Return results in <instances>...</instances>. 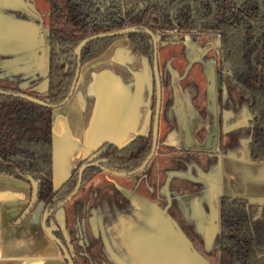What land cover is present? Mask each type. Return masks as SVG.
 I'll return each instance as SVG.
<instances>
[{
    "label": "flooded vegetation",
    "instance_id": "obj_1",
    "mask_svg": "<svg viewBox=\"0 0 264 264\" xmlns=\"http://www.w3.org/2000/svg\"><path fill=\"white\" fill-rule=\"evenodd\" d=\"M41 2L42 0H0V18L3 20L5 19L8 26H10L11 23H14L17 26H13L15 31L18 29L17 35H9L12 41H15L13 47H11V52H0V73L3 71L1 67H3L5 63L9 62L11 67L6 68L10 69L8 71L12 73V77L14 79H9L10 81H8V78H6L7 80L5 79L4 83H0V87H5L8 91L22 92L45 101L48 85V32L50 24V0H48L47 16H43L41 14L39 8ZM139 29L142 30L148 28ZM152 33L156 38L161 100L155 148L151 157L141 168H139L149 155L153 142L155 82L152 69V55L148 58L136 49L128 36L129 33L125 35H116L108 46L115 39L127 36L133 44L134 49L139 51L148 59L151 66L152 100L150 122L147 133L136 134L133 138L120 146L113 142L109 143L114 145L115 148L121 149L129 145L136 138H150V149L136 167L127 168L126 164L120 163L119 161L117 162L114 157L104 156L108 146H97L79 161V163L72 169L69 176L58 187H54L53 180L51 178V190L54 193V196L48 203H44L38 199L32 209L33 211L39 202L43 204V211L40 215L41 217L39 222L43 231L42 215L44 211L53 209L46 219V224L52 233L63 242L74 264H137V262L134 261L129 253H127L122 247V243L116 240V236L119 235L118 226L121 224V219L125 218L135 222L138 216L143 215L144 211L141 207L138 208V206H134L126 196H123L121 190H128L134 194L140 195L142 198H145L147 200L145 205L146 209L148 204H151L150 208L152 210H150V212L155 215L153 217L154 219L155 217L157 218L155 219V224L159 223L168 231L176 229L182 232L190 242L191 246L203 257H205L206 253L211 252V247L213 246L216 236H218L217 242L219 244L220 204L223 197H242L246 198L249 202L256 204L264 202V198H261L262 201H260V199H251L243 194H228L225 192V194H222L219 197L217 207L212 206L211 212L208 211L207 217L203 221L202 229L200 231L201 243H198L192 235V223L189 221V214L187 212H181L177 202L179 196L176 197V195L172 193V190L178 189L179 187H190L187 186V183L177 184L178 181L175 179H171L166 182L160 167L165 166L164 169L166 170L173 168V163L177 164V162H181L175 159L176 156H184L185 153L183 152L185 148L193 145L194 143L199 145L197 151L199 154L203 155L205 152V143L207 142L208 145H211L216 133H210L209 131L205 132L203 129L197 127H193L192 129V126H195L197 123L196 118L208 116L209 113L212 112L213 107L214 113L217 117H219V123L222 124L223 117L221 103L226 102L225 92L231 89L232 91L237 90L244 97L245 95L242 93L240 87L232 81L230 70L221 63V53L219 51L221 30L209 28H171L159 29L156 33ZM213 36L217 39V44L213 41ZM187 40L190 41L186 42ZM185 43L190 45L189 49L186 48ZM162 45L165 47L160 48ZM106 48L100 54H102ZM74 49L71 52L73 63L70 67V69L74 70L73 78L76 70V56L73 53ZM161 49H165L166 53L162 57H160ZM191 53L197 54H193V56L189 58V54ZM36 59L39 63L38 67L37 65L35 67L34 64V60ZM86 62L81 64L80 54V68L78 76L81 67ZM36 70L39 72L37 73ZM38 74H40L39 79L36 77ZM0 80L3 79L0 78ZM77 80L78 77L76 82ZM36 85H40V91L36 90ZM43 92V97H38L35 94ZM211 98L214 99V105H211ZM65 102H60L58 105L52 104V110L63 105ZM218 107L220 110L219 115ZM250 116L249 124L251 138V112ZM249 141L247 142V150ZM217 142L218 136L215 138L213 143ZM84 163H89V165L83 169L79 177V168ZM89 168H97L98 171L90 178L84 180V171ZM73 175H76L73 188L67 195L62 196V193L65 191L64 184L67 183ZM123 178H129L132 180L129 183L128 180H121ZM119 180L125 183H115ZM21 181L26 182L29 185L31 195V184L29 180ZM164 181L167 183L166 186H164L166 187L165 191L162 190V183H164ZM77 183L80 184L71 198L66 200L60 206L55 207L59 202L65 200L73 192ZM191 192H193V190L190 192L184 191L180 196L182 198L187 197ZM247 193L254 196L264 195L261 191L258 192L255 190H248ZM188 204V202L183 201L182 206H188ZM214 208L217 209L218 227L213 238L210 241H207L206 235L212 233V224L215 223ZM139 219L141 221L142 217ZM44 233L47 235L45 231ZM56 246L58 247V245ZM205 246L207 247V250H205ZM58 249L63 263L68 264L63 256L62 250L59 247ZM104 250L105 252H103ZM217 264H219V253Z\"/></svg>",
    "mask_w": 264,
    "mask_h": 264
},
{
    "label": "trees",
    "instance_id": "obj_2",
    "mask_svg": "<svg viewBox=\"0 0 264 264\" xmlns=\"http://www.w3.org/2000/svg\"><path fill=\"white\" fill-rule=\"evenodd\" d=\"M48 85L45 101L58 105L67 95L74 70L71 52L83 38L124 26L159 29L221 30V63L245 95L252 113L251 158H264V0H50ZM150 58L152 43L142 31L128 34ZM91 40L81 51V64L99 55L115 38ZM8 90L5 87H0ZM51 107L0 94V173L39 182L38 199L54 196ZM150 138H136L124 148L109 142L104 156L127 168L136 167L150 149ZM97 168L84 171L90 178ZM76 175L64 184L65 196ZM219 264H264V202L225 196L220 204Z\"/></svg>",
    "mask_w": 264,
    "mask_h": 264
},
{
    "label": "crops",
    "instance_id": "obj_3",
    "mask_svg": "<svg viewBox=\"0 0 264 264\" xmlns=\"http://www.w3.org/2000/svg\"><path fill=\"white\" fill-rule=\"evenodd\" d=\"M9 39L12 40L6 34L0 36L1 53L11 52L15 41L9 42ZM3 43H7V47ZM165 54V49H161L160 57ZM34 61L38 67V60ZM4 66L11 67L9 62ZM39 86H35L38 91L41 90ZM151 100L150 63L134 49L127 36L115 39L102 54L86 62L70 98L52 110L54 187H58L79 161L102 142L111 141L120 146L136 134L147 133ZM121 192L144 213L135 222L121 219L116 240L137 264H163L161 242L156 241V247L149 251L146 239L148 234L154 236L157 231L172 236L171 231L159 223L149 228L147 200L127 190ZM29 198L30 187L26 182L0 174V264H64L59 259L58 247L40 227L41 202L23 221L16 222ZM150 257H154V263L150 262Z\"/></svg>",
    "mask_w": 264,
    "mask_h": 264
},
{
    "label": "rangeland",
    "instance_id": "obj_4",
    "mask_svg": "<svg viewBox=\"0 0 264 264\" xmlns=\"http://www.w3.org/2000/svg\"><path fill=\"white\" fill-rule=\"evenodd\" d=\"M39 8L41 14L47 16L48 0H42ZM6 22L5 19L3 20L0 18V36L2 33L8 36L10 34L17 35L18 29H16V31L13 29V26L16 25L11 23L10 26H8ZM11 41L12 40L9 39V42ZM189 41L190 40H187L186 42ZM213 41L216 44L218 43L214 36ZM2 45L7 47L8 44L3 43ZM185 45L186 48H190V45L186 43ZM193 54L197 53L189 54V58H191ZM1 68L3 71L0 73V78L3 80H0V83H4L6 78H8V81L14 79L12 73L8 71L10 69L6 68L4 65ZM36 72L38 73L39 71L36 70ZM39 75L40 74L36 75L38 79L40 77ZM35 94L38 97L44 96V92ZM225 101L226 102L221 103L222 124L219 123V117L216 116L212 107V112H208V116L196 118V125H191L192 129L193 127H197L203 129L205 132L209 131L210 133H216L213 142L217 136L218 142H212L211 145H208L206 142L203 155L198 153L197 148L199 145L194 143V146L191 145L185 148L186 151L184 150L183 152L185 153L184 156H176L175 159L181 162H177V164L173 163V168L166 170L164 169L165 166L160 167L166 182L175 179L178 181L177 184L187 183V186L190 187H179L178 189L172 190V193L175 194L176 197L179 196L177 202L181 212H187L189 214V221L192 223L191 233H193L192 235L198 243H201L200 231L203 221L206 219L208 211L211 212L212 206L217 207L219 197L222 194H225V192L228 194H243L251 199H260V201H262L261 198H264V195L254 196L247 193L248 190H255L258 192L264 190V158L252 159L249 157L247 150V142L250 138L249 120L251 117L247 100L237 90L232 91L230 89L225 92ZM219 114L220 110L218 107V115ZM121 180H128L130 183L132 179L123 178ZM165 181L162 183L163 191L166 189V187H164L167 184ZM115 183L125 182L119 180ZM192 190L193 192L187 197L182 198L180 196L182 192H190ZM183 201L188 202V206H182ZM150 207L151 204H148V209L146 210L149 228H151V226L156 227L154 224L156 221L155 219H157L156 217L155 219L153 218L155 215L150 212ZM151 231H153V229H151ZM217 240L218 236L215 237L211 252L205 254L204 258L209 264H215V262L217 264L218 262L219 244ZM156 241L161 242V247L166 249H169V247H178L175 238L167 235L165 232H159L158 234L157 231L156 235L151 236L150 234L149 236L148 234L147 236L146 243L149 251H152L151 249L156 247ZM205 250H207L206 246ZM103 252H105V250ZM171 257H173V255H171ZM59 259H62L60 254Z\"/></svg>",
    "mask_w": 264,
    "mask_h": 264
},
{
    "label": "water",
    "instance_id": "obj_5",
    "mask_svg": "<svg viewBox=\"0 0 264 264\" xmlns=\"http://www.w3.org/2000/svg\"><path fill=\"white\" fill-rule=\"evenodd\" d=\"M138 31L146 32L152 38V44H153L152 69H153L154 82H155V113H154V118H153V142H152V148H151L149 155L147 156V158L144 160V162L139 167V168H141L148 161V159L151 157L152 153L154 152L156 135H157V128H158V115H159V109H160V100H161V87H160V78H159L158 63H157L156 38L150 30H148V29L140 30L139 28H137L135 26H130V27H124V28L116 29V30L109 31V32L94 34V35H91L89 37L82 39L77 44V46L75 47V49L73 51L74 55L76 56L75 75H74V78L72 80L70 90H69L67 96L61 101V103L65 102L69 98V96L72 94V91L74 89V84H75L76 79L78 77V72H79V68H80L81 50L87 42H89L90 40L96 39V38L111 37V36H116V35H125V34L131 33V32H138ZM0 94L8 95V96H14V97H20V98L26 99L28 101H31L33 103H36V104H39L42 106H48V107L53 106L52 104H49V103H47V102H45V101H43L37 97L27 95V94L22 93V92H14V91H8V90L0 89ZM211 102H212V105H214V99L213 98H211ZM107 142H111V141H107ZM90 164H94V163H90ZM88 165H89V163H84L79 168V177H80L83 169L85 167H87ZM26 177L31 184V195H30V199H29L27 205L25 206V208L23 209V211L21 212V214L19 215V217L16 221L18 223L21 222L32 211L33 207L35 206V204L37 203V200H38V181L35 180L30 175H26ZM79 184L80 183H77L73 192L65 200L59 202L55 207L60 206L66 200L71 198V196L76 192ZM147 209H148V207H147ZM52 210L53 209H50L49 211H47V210L44 211V213L42 215V227H43L44 231L47 233V235L62 250L63 256L66 259L67 263L68 264H74L70 254L67 251V249L65 248L63 242L52 233V231L50 230V228L46 224V219H47L48 215L52 212ZM150 210H152V209H150ZM216 210H217L216 208L213 209L215 223L212 224V233L206 235L207 241H210L217 231L218 216H217ZM171 235L173 238L176 239V241L178 243V247H176V248L175 247H173V248L169 247V249L162 247V253H163L162 263L163 264H209L208 261L191 246L190 242L187 240V238L179 230L178 231L172 230ZM171 255H173V257H171ZM150 259H151V257H150ZM151 260L152 261H150V262H152V263L155 262L154 257H152ZM148 261H149V257H148Z\"/></svg>",
    "mask_w": 264,
    "mask_h": 264
}]
</instances>
